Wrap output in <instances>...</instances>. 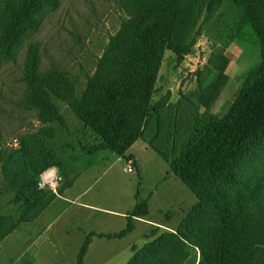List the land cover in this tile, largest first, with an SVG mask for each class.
Wrapping results in <instances>:
<instances>
[{
  "label": "rangeland",
  "instance_id": "374dc122",
  "mask_svg": "<svg viewBox=\"0 0 264 264\" xmlns=\"http://www.w3.org/2000/svg\"><path fill=\"white\" fill-rule=\"evenodd\" d=\"M25 1L15 0L17 9ZM125 16L126 10L120 0H48L35 11L34 22L12 48V55L0 58V216L18 218L25 208L28 213L38 207L37 197L32 193L35 188H27L18 198L10 174L22 170L21 165L27 160L22 156V147L31 144L34 134L41 130L42 141L54 152L53 163L41 173L57 172L55 183H37L41 191L59 192L76 177H63L64 164L69 162L85 170L77 180L76 189L87 188L92 194H107L105 199H99L109 206H122L128 200L146 201L149 211L146 217L169 226H179L198 202L197 196L172 172L160 154L142 148L143 140L131 150L140 155L141 166L137 171L128 172L127 160L118 159L110 150L84 152L82 146L93 143L98 136L65 101L52 96L64 124L43 122L31 108V92L24 80L29 43L40 44L42 73L63 74L75 80L81 90ZM176 25L172 41L179 53L165 51L152 103L166 95L173 104L187 98L201 113L223 116L247 74L260 60L259 46L244 20L243 7L233 0H181ZM4 28L5 22L0 16V32ZM223 64L225 70L220 71ZM244 157L239 170L246 183L243 188L249 192V206L253 207L255 200L256 207L261 209L264 188L256 186L251 193L250 186L253 173L264 168V131L250 143ZM101 220L104 221L96 216L86 220L74 208L62 210L55 205L35 225L30 221L21 222L0 241V264H76L85 238L88 236L91 241L94 230L111 225ZM47 222H51L49 227H44ZM154 228L152 224L137 222L127 237L140 247L144 234H150ZM99 239L89 242L82 264L127 263L129 253L126 255V252L107 247V241ZM199 259V250L193 248L190 259L184 264Z\"/></svg>",
  "mask_w": 264,
  "mask_h": 264
},
{
  "label": "trees",
  "instance_id": "16d2710c",
  "mask_svg": "<svg viewBox=\"0 0 264 264\" xmlns=\"http://www.w3.org/2000/svg\"><path fill=\"white\" fill-rule=\"evenodd\" d=\"M47 1L26 0L17 9L15 0H0V16L5 22L0 32V58L12 55V48L34 22L35 11ZM120 1L126 16L81 90L75 80L63 74L42 73L40 44L29 43L24 80L31 92V108L43 122L64 124L52 96L65 101L98 136L82 146L89 154L107 149L129 158L126 151L143 138L197 196L198 202L176 231L156 226L143 246L134 247L126 264H184L193 248L199 250L200 259L191 264H264V206L258 209L255 200L253 207L249 206V192L239 175L246 150L264 131V0H233L243 7L260 60L223 116L201 113L187 98L173 104L166 95L152 103L165 51L179 53L172 36L181 0ZM219 69L224 71L225 64ZM39 132L31 144L22 147L27 159L22 170L10 174L18 198L27 188H35L32 193L38 207L28 213L25 208L18 218L0 216V241L21 222L38 217L57 196L52 189L37 188L38 175L53 163L54 154L42 141V130ZM253 174L251 193L256 186L264 188V168ZM72 183L73 179L65 187ZM148 212L146 201L138 200L118 235L132 229L134 215L146 216ZM89 242L87 236L76 264H82Z\"/></svg>",
  "mask_w": 264,
  "mask_h": 264
},
{
  "label": "crops",
  "instance_id": "0c3cea01",
  "mask_svg": "<svg viewBox=\"0 0 264 264\" xmlns=\"http://www.w3.org/2000/svg\"><path fill=\"white\" fill-rule=\"evenodd\" d=\"M139 140H143L142 148L147 152L149 150H154V148L151 147V145L144 140L143 138L137 139L126 151V155L129 158H124L120 155H118V159L123 160L126 159L128 164L126 167V170L128 171V167L132 166L133 170L128 172H134L137 171V167H140L141 164H139L140 155L134 154L131 152L133 147L138 144ZM101 151V150H99ZM156 151V150H155ZM98 152V151H97ZM157 152V151H156ZM95 153V152H94ZM158 153V152H157ZM92 154V153H90ZM159 154V153H158ZM163 158V157H162ZM93 165V164H90ZM88 168H91L88 166ZM64 176L63 177H72L73 175H76V177L73 179V183L71 186L65 187L62 189L61 192H56L57 196L52 200V202L39 214L38 217H36L34 220L30 221L34 225L39 220V218H42L43 214L49 210V208L53 206H57V209L61 208L62 210H67L69 208H74L75 211L82 213L86 220L91 218L92 216H96L98 220L105 219L106 222H111V225L106 226L102 230H94L92 233V239L90 243L92 242L93 238H104V240L107 241V247H112L115 250L118 249L119 252H126L129 253L130 257L132 256L134 252V247H137L136 242L134 239H131L128 236L130 232H132L136 226L137 222H140L141 224H151L153 226L162 227L165 229H169L172 231H176L173 226H169L168 224L160 223L159 221L152 220L151 218H147L146 216H133V227L132 229L125 233L124 235H118V233L125 229L128 223V216L129 213L132 211L134 205L136 204L137 200L135 202H132L131 200L126 201L122 206H109L107 204H104L100 199H105L106 195L97 194V193H89L87 191V188L79 190L77 188V180L80 177V175L85 171L81 167H74V165L69 164V162H66L64 164ZM62 177V178H63ZM60 179V175L58 172V180ZM63 182V180H62ZM61 182V183H62ZM100 195V196H99ZM99 197H101L99 199ZM48 216V215H47ZM105 216L106 218H103ZM48 218V217H47ZM116 222V223H115ZM51 222H47V224L44 227H49ZM124 223V224H122ZM86 233V232H85ZM149 234H144L143 236V242L141 246L146 242L147 236ZM99 239V240H101ZM140 246V247H141ZM124 249V250H122ZM129 257V259H130Z\"/></svg>",
  "mask_w": 264,
  "mask_h": 264
},
{
  "label": "built area",
  "instance_id": "2783aa9c",
  "mask_svg": "<svg viewBox=\"0 0 264 264\" xmlns=\"http://www.w3.org/2000/svg\"><path fill=\"white\" fill-rule=\"evenodd\" d=\"M131 170H133V167L129 166L128 167V171H131ZM44 172L41 173L40 178L38 180V183L41 184V185H44V184L48 183V181H53V182H51L52 184L55 183L54 181H55V179L57 177V172L55 171L54 176L43 177Z\"/></svg>",
  "mask_w": 264,
  "mask_h": 264
},
{
  "label": "bare ground",
  "instance_id": "6f19581e",
  "mask_svg": "<svg viewBox=\"0 0 264 264\" xmlns=\"http://www.w3.org/2000/svg\"><path fill=\"white\" fill-rule=\"evenodd\" d=\"M46 172L43 174V177L54 176V171H50V173H49L50 175L49 174H46Z\"/></svg>",
  "mask_w": 264,
  "mask_h": 264
}]
</instances>
